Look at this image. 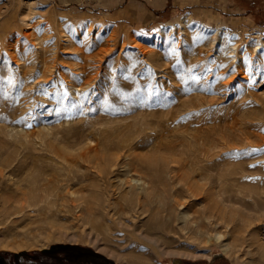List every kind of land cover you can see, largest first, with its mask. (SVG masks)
Returning a JSON list of instances; mask_svg holds the SVG:
<instances>
[{
	"label": "rangeland",
	"instance_id": "374dc122",
	"mask_svg": "<svg viewBox=\"0 0 264 264\" xmlns=\"http://www.w3.org/2000/svg\"><path fill=\"white\" fill-rule=\"evenodd\" d=\"M262 42L264 0H0V261L69 246L113 264H264ZM117 135H132L127 153L171 158L182 177L194 170V185L205 180L197 196L183 188L186 208L161 238L144 235L147 217L122 220L94 203L90 184L105 185L77 153Z\"/></svg>",
	"mask_w": 264,
	"mask_h": 264
},
{
	"label": "bare ground",
	"instance_id": "6f19581e",
	"mask_svg": "<svg viewBox=\"0 0 264 264\" xmlns=\"http://www.w3.org/2000/svg\"><path fill=\"white\" fill-rule=\"evenodd\" d=\"M210 30V29H209ZM209 30L207 29V28H205V30L204 31H207V32H209ZM225 35L224 34H221V35H217V37H216V40H218L217 41V43H216V45H217V49H218V53L221 55V50H222V47H223V44H224V41H225ZM259 47V46H258ZM262 48H264V42H262V46H260L259 48H256V51L259 49H262ZM230 54L228 55V56H232V57H234L235 56V54H236V46H233V47H231V49H230ZM144 94H147V96L149 95L148 94V92L147 93H144ZM145 96V95H144ZM158 96V95H157ZM141 97V96H140ZM138 97V99H141V98H143V97ZM135 98V97H134ZM157 98V97H156ZM155 98V99H156ZM160 98V97H159ZM135 99H137V98H135ZM135 99L133 100L132 99V101H134L135 102ZM142 100V99H141ZM141 100H139V101H141ZM146 100H149V99H147L146 98ZM138 101V100H137ZM155 101V100H154ZM157 101V100H156ZM133 102V103H134ZM144 102H146V101H144ZM158 102H160V101H158ZM134 104H136V103H134ZM141 104V103H140ZM146 104V103H145ZM149 104H151L150 103V101H149ZM158 104H160V103H158ZM139 105V104H138ZM137 105V106H138ZM143 105H144V103H143ZM146 106V105H145ZM147 106H150V105H148V103H147ZM146 106V107H147ZM173 106V105H172ZM133 107V106H132ZM151 107H153V106H151ZM161 107V106H160ZM123 108V107H122ZM133 108H136L135 106L133 107ZM173 108V107H172ZM172 108H170V109H172ZM179 108V107H178ZM178 108H177V110H178ZM138 109H140L139 108V106H138ZM174 109V108H173ZM145 110V109H144ZM143 110V111H144ZM181 110V109H180ZM101 111V110H100ZM130 111H132V110H130ZM134 111V110H133ZM175 112H176V110H174ZM181 111H183V110H181ZM181 111L179 112V113H181ZM142 112V111H141ZM174 112V113H175ZM184 112V111H183ZM149 113H150V111H149ZM189 113V112H188ZM146 114V113H145ZM184 114H185V112H184ZM148 115V114H147ZM150 115V114H149ZM152 115H157V113H153V111H152V113H151V115L150 116H152ZM132 116V115H131ZM135 116H137V115H135ZM141 116V115H140ZM178 116V114L175 116V117H177ZM180 116V115H179ZM178 116V117H179ZM149 117V116H148ZM188 117H190V114H188ZM135 118V117H134ZM143 118V117H142ZM146 118H147V116H146ZM145 118V119H146ZM149 118H151L152 119V117H149ZM184 118V117H183ZM108 119V118H107ZM111 119V118H110ZM127 119V118H126ZM129 119V118H128ZM131 119H133V118H131ZM141 119V118H140ZM148 119V118H147ZM146 119V120H147ZM154 119V118H153ZM157 119H158V116H157ZM165 119V118H164ZM168 119V118H167ZM136 120V119H135ZM134 120V121H135ZM182 120V119H181ZM122 121V120H121ZM136 121H138V120H136ZM100 122V121H99ZM106 122V121H105ZM116 122V121H115ZM133 122V121H132ZM181 122V121H180ZM207 122V121H206ZM137 123H140L139 121L137 122ZM200 123V122H199ZM120 124V123H119ZM129 124V123H128ZM203 124L204 123H202V125H201V127L203 126ZM103 125V124H102ZM107 125V124H106ZM130 125V124H129ZM149 125V124H148ZM147 124H146V126H148ZM97 126V125H96ZM99 126H101V125H99ZM99 126L97 127V129L99 128ZM107 126H109V124L107 125ZM139 126V125H138ZM137 126V127H138ZM198 126V125H197ZM196 126V127H197ZM76 127H78V126H76ZM91 127V126H90ZM92 127H94L95 128V126H92ZM111 127V126H110ZM121 127V126H120ZM149 127H150V125H149ZM175 127H177V126H175ZM204 127V126H203ZM71 128V127H70ZM70 128H68V129H70ZM73 128V127H72ZM80 128V127H79ZM106 128V127H105ZM113 128V127H112ZM117 128H118V126H117ZM125 128V126L123 127V129ZM128 128V127H127ZM135 128V127H134ZM154 128H155V126H154ZM63 129V128H62ZM129 129V128H128ZM128 129H126V130H128ZM131 129H133V128H131ZM143 129H145V128H143ZM177 129V128H176ZM183 129V128H182ZM184 129H186V128H184ZM192 129V128H191ZM190 129V130H191ZM195 129V128H194ZM194 129L192 130L193 132H194ZM200 129V128H199ZM202 129V128H201ZM64 130V129H63ZM73 130V129H72ZM72 130H71V132H72ZM82 130V129H81ZM116 131H117V129H115ZM134 131H135V129H133ZM139 130V129H138ZM159 130V129H158ZM171 130V129H170ZM175 130V129H174ZM69 131V130H68ZM74 131V130H73ZM76 131V130H75ZM78 131V130H77ZM76 131V132H77ZM99 131V130H98ZM102 131V130H101ZM121 131V130H120ZM152 131V130H151ZM155 131V130H154ZM179 130H177V132H178ZM182 131V130H181ZM186 131V130H185ZM184 131V132H185ZM187 131H188V128H187ZM191 131V132H192ZM198 131V130H197ZM205 131H206V129H205ZM70 132V133H71ZM75 132V133H76ZM95 132L96 131H94V134H93V132H92V134L94 135V137L96 136V134H95ZM124 132H125V130H124ZM128 132V131H127ZM133 132V131H132ZM180 132V131H179ZM190 132V133H191ZM200 132V131H199ZM203 132V131H202ZM64 133V132H63ZM69 133V134H70ZM102 133V132H101ZM118 133H120L119 132V130H118ZM126 133V132H125ZM137 133V132H136ZM139 133H140V130H139ZM138 133V134H139ZM146 134H147V132H145ZM144 133V134H145ZM151 132H149L148 134H150ZM162 133V132H161ZM176 133V132H175ZM174 133V134H175ZM204 133V132H203ZM206 133V132H205ZM117 134V133H116ZM145 134V135H146ZM154 134V133H153ZM153 134H152V136H153ZM165 134V133H164ZM170 134V133H169ZM182 134H183V132H182ZM187 134V133H186ZM193 134V133H192ZM194 134H196V131H195V133ZM200 134V133H199ZM207 134V133H206ZM73 135V134H72ZM75 135V134H74ZM143 135V134H142ZM142 135H140V136H142ZM176 135V134H175ZM177 135H179L178 133H177ZM198 135V134H197ZM204 135V134H203ZM209 135V134H208ZM66 136H68V135H66ZM151 136V137H152ZM170 136H173L174 137V135H172V134H170ZM180 136H182V135H180ZM114 137V136H113ZM113 137H111V140L110 139H108V140H110V141H108V143H105V145H103V146H105L104 147V150L103 149H101V144L100 143H98V141L97 142H92V143H90L89 144V142H88V145H83V146H85V147H81V151L79 152V153H77V160H80L81 159V161H83V163H85V161L84 160H86V161H88V162H90V163H92V165H93V163H94V167H95V170L97 169V171H98V177L100 178V180L102 181V184L103 185H105L104 186V188H100L101 186H99L98 184H96V182L95 183H92V184H90V185H92V187L94 188L93 189V194H94V198H93V200H94V203H95V205L103 212V214H111V212H113L112 214H111V216L113 215L114 217H119V219H122V220H124V218H126V217H130V218H132L133 219V222L135 223V221H136V218L137 217H141V218H146L147 217V219H146V221H145V225H143V227L144 228H146V229H144V235L146 236V237H152L154 234H160L159 235V237L161 238L162 237V234L163 233H160V231H164V230H166V228H168V227H170L171 226V222L172 221H174V220H176L175 219V214H176V211L179 209V208H181V207H184V208H186V204H187V200H182L181 198H180V196H182L181 194L183 193V188H186V190H187V192H188V194L190 195V196H197L198 195V193L196 192V190L197 189H199L200 187H201V183H203L205 180H202L203 182H201L199 185H197V184H193V183H196V182H193L192 180H194V177H192L190 174H192L193 173V171L194 170H191L192 171V173H190V171H189V173L190 174H187V173H184V174H186L185 176L183 175V177L181 176L182 174V171H181V173L180 174H178L177 172H174V169L173 168H176L177 170H178V166H177V164H175L174 162H176V163H178V164H181V161H183V160H180L179 161V159H181L180 157H184L185 156V152H183L182 151V153L183 154H181V155H183V156H178V158L176 159L175 158V156H174V160L175 161H173L172 163H174L175 164V166H173L172 164H169L168 162L170 161V159L168 160V162H167V158H166V160L165 159H162V160H165L167 163L164 165V166H162V163L160 162V160L161 159H159L160 158V156H159V154H161V153H159V152H157V150H155L156 148H154V150H153V154L155 153V152H157V154H158V156H159V158H158V160H157V158L155 157V156H153V157H155V158H153V157H151V154H150V156H149V154H147V153H145V152H143L144 153V155H143V153L142 154H132V153H130V151H129V153H127L126 152V148H128L129 149V145H130V141H132L133 140V137H132V135H126V136H122V135H117V136H115L114 138ZM167 137V136H166ZM165 136H164V138H166ZM178 137V136H177ZM184 137V136H183ZM183 137H181V139H184ZM192 137V136H191ZM190 137V138H191ZM64 138V137H63ZM66 138H68V137H65L64 139H66ZM91 138V137H90ZM106 138V137H105ZM137 138V137H136ZM158 138V137H157ZM180 137H178L177 139H179ZM187 138V137H186ZM193 138H196L195 136L193 137ZM201 138V137H200ZM204 138V137H203ZM208 138V137H207ZM63 139V140H64ZM74 139V138H73ZM96 139V138H95ZM97 139H98V137H97ZM96 139V140H97ZM135 139V138H134ZM153 139V138H152ZM154 139H156L155 137H154ZM161 139V138H160ZM167 139H169V140H171L170 138H169V135H168V137H167ZM176 139V136H175V140H177ZM60 140H61V138H60ZM95 140V141H96ZM136 140V139H135ZM164 140V139H163ZM180 140V139H179ZM192 140V139H191ZM136 141H138V138H137V140ZM154 141V140H153ZM159 140L157 139V143H159L158 142ZM165 141V140H164ZM173 141H174V139H173ZM195 141V140H194ZM71 142H72V140H71ZM76 142V141H75ZM80 142V141H79ZM87 142V141H86ZM104 142V141H103ZM107 142V141H106ZM150 142V141H149ZM149 142H147V144L149 143ZM162 142V141H161ZM198 142V141H197ZM204 142V141H203ZM132 143V142H131ZM135 143V142H134ZM157 143H155V144H157ZM165 143H168V142H166L165 141ZM170 143V142H169ZM81 145H82V142L80 143ZM80 144H77V145H80ZM146 144V143H145ZM146 144V145H147ZM177 145H178V143H176ZM175 144V145H176ZM185 144V143H184ZM187 144V143H186ZM133 145V144H132ZM149 145V144H148ZM147 145V146H148ZM180 146H181V143L179 144ZM179 145H178V148H179ZM195 145V144H194ZM194 145H193V148H194ZM200 144H198V145H196V148H198L197 146H199ZM66 146L67 145H64V147L66 148ZM108 146V147H107ZM111 146H114L113 148L111 147ZM151 146V145H150ZM170 146V145H169ZM186 146V145H185ZM204 146V145H203ZM106 147H107V149H106ZM152 147V146H151ZM153 147H155V145H153ZM160 147H162V145L160 146ZM177 147V146H176ZM184 147V146H183ZM54 148V147H53ZM58 148V147H57ZM56 148V149H57ZM65 148L64 149H62L61 150V148H60V150L61 151H64L65 150ZM67 148H69L68 150L70 151L71 150V148H70V145L67 147ZM67 148H66V150H67ZM73 148V147H72ZM109 148V149H108ZM149 148V147H148ZM163 148V147H162ZM192 148V149H193ZM195 148V149H196ZM74 149H75V147H74ZM177 149V148H176ZM182 149V148H181ZM181 149H179L180 151H181ZM184 149V148H183ZM194 149V150H195ZM102 150V151H101ZM187 150V149H186ZM185 150V151H186ZM193 150V151H194ZM57 151V150H56ZM55 151V152H56ZM69 151H67V153H63L64 155L63 156H65L64 157V161L67 163V164H69L70 166H71V168L73 167L72 166V164H73V162H76L77 163V160L73 157L74 155H73V153L72 152H70V154H69ZM72 151V150H71ZM74 152H76L75 150H73ZM78 151V150H77ZM125 151V152H124ZM159 151V150H158ZM168 151V150H167ZM166 151V152H167ZM172 151H174V150H172ZM176 151V150H175ZM179 151V152H180ZM133 152V151H132ZM163 152H165V151H162V155L164 154L165 155V153H163ZM171 152V151H170ZM169 152V153H170ZM189 152V151H188ZM191 152V151H190ZM57 153H60L59 152V149H58V151H57ZM57 153H55V154H57ZM124 153V154H123ZM134 153H135V151H134ZM187 153V152H186ZM192 153V152H191ZM62 154V153H61ZM72 154V155H71ZM147 154V155H146ZM156 154V153H155ZM167 154H168V152H167ZM171 154H173V152H171ZM170 154V155H171ZM177 154H180V153H178L177 152ZM197 154H198V152H197ZM58 155V154H57ZM60 155V154H59ZM58 155V156H59ZM125 156V159L127 160L125 163H121L122 164V166L120 165V159H121V157L122 156ZM162 155H161V157H162ZM174 155H176V154H174ZM187 155V154H186ZM192 155V154H191ZM195 155V154H194ZM63 156H59L60 157V159H62L61 157H63ZM123 156V157H124ZM133 156V157H132ZM157 156V155H156ZM166 157H168L167 155H165ZM196 156V155H195ZM170 157H172V155L170 156ZM207 157V156H206ZM165 158V157H164ZM173 158V157H172ZM186 158H188V156L186 157ZM185 158V159H186ZM194 158V157H193ZM187 160V159H186ZM202 160V159H201ZM122 161H125V160H123L122 159ZM121 161V162H122ZM172 161V160H171ZM188 161V160H187ZM189 161H190V159H189ZM188 161V162H189ZM203 161V160H202ZM186 162V161H185ZM194 162V161H193ZM196 162H197V160H196ZM201 162V161H200ZM61 163H62V161H61ZM79 163V162H78ZM82 163V164H83ZM164 163V162H163ZM183 164H187V162L186 163H184V162H182ZM198 164V163H197ZM63 165V164H62ZM77 165V164H76ZM84 165V164H83ZM87 165V164H86ZM92 165H91V167H92ZM182 165V164H181ZM180 165V166H181ZM198 165H200V164H198ZM203 165H205L206 166V164H203ZM64 166H65V164H64ZM68 166V165H67ZM79 166H80V164H79ZM123 167V168H125V169H123V172H124V170H125V172L123 173V176H124V178H123V183H124V185H122L123 183L120 181V183H122V184H120L119 185V183H118V185H116V186H114L115 184H113L114 182H112L111 180H108L110 177H112L113 175L112 174H114V172H115V170L118 168V167ZM183 166V165H182ZM186 166V165H185ZM204 166V167H205ZM89 167V166H88ZM94 167H92V168H94ZM192 167V166H191ZM203 167V168H204ZM63 168V167H62ZM185 168V167H184ZM65 169V168H64ZM74 169V168H73ZM75 169H76V167H75ZM87 169V168H86ZM89 169H90V167H89ZM181 170H182V168H180ZM195 169V168H194ZM205 169V168H204ZM207 169V168H206ZM205 169V170H206ZM70 172H71V170H69ZM73 171V170H72ZM176 171V170H175ZM201 172L203 171L204 172V170H200ZM206 171H208V170H206ZM57 172V171H56ZM55 172V173H56ZM65 173H67L66 172V170L64 171ZM76 172V171H75ZM74 172V173H75ZM87 172V171H86ZM95 172V171H94ZM93 172V176L96 174V173H94ZM122 172V171H121ZM120 172V173H121ZM185 172H186V170H185ZM196 172V171H195ZM77 173V172H76ZM75 173V174H76ZM79 173H82V171L80 172L79 171ZM90 172H88V174H89ZM116 173V172H115ZM58 174V173H57ZM83 174H84V172H83ZM119 174V173H118ZM118 174H116V177H117V175ZM168 175V174H170V177H171V179H173L174 181H176L177 183H178V185H176V183H174V186H172L170 189L169 188H167L168 187V184L166 185H161L160 183L162 182V180H163V176L164 175ZM196 174V173H195ZM198 174H199V172H198ZM201 174V173H200ZM59 175H61L62 176V174H59ZM69 175V174H68ZM97 175V174H96ZM111 175V176H110ZM193 175V174H192ZM60 176V177H61ZM66 176V175H65ZM70 177H71V175H69ZM79 176V175H78ZM87 176H89V175H87ZM119 176L120 175H118V179H119ZM196 176H198V175H196ZM56 177H58V178H60L59 176H57L56 175ZM63 178H65L64 176H62ZM73 177V176H72ZM84 177H85V175H84ZM95 177V176H94ZM97 177V178H98ZM199 177V176H198ZM54 178V177H53ZM88 178V177H87ZM96 178V177H95ZM94 178V179H95ZM166 178H168V177H166ZM207 178V177H206ZM210 178V177H209ZM50 179H51V177H50ZM69 179V178H68ZM86 178H84V180H85ZM91 179V178H90ZM92 179H93V177H92ZM93 179V180H94ZM113 179V178H112ZM196 179V178H195ZM201 179V178H200ZM64 180H66V178L64 179ZM77 180V179H76ZM87 180V179H86ZM99 179H98V183H99V181H100ZM173 180H171L172 182H173ZM197 180V179H196ZM212 180V179H211ZM35 181V180H34ZM48 181V180H47ZM70 181V180H69ZM92 181V180H91ZM96 181H97V179H96ZM111 181V182H110ZM116 181V180H115ZM166 181H167V179H166ZM169 181V180H168ZM210 181V180H209ZM209 181H208V184H209ZM36 182V181H35ZM37 182H38V180H37ZM76 182V181H75ZM191 182H193V183H191ZM207 182V181H206ZM31 184H32V182H30ZM46 183V182H45ZM58 183V182H57ZM70 183V182H69ZM72 183V182H71ZM70 183V184H71ZM163 183V182H162ZM169 183V182H168ZM181 183H184L183 185L181 184ZM211 183V182H210ZM30 184V185H31ZM50 184V183H49ZM67 184V183H66ZM69 184V185H70ZM77 184V183H76ZM84 184H86V183H84ZM205 184V183H204ZM35 185V184H34ZM68 185V184H67ZM80 185V184H79ZM82 185H83V181H82ZM173 185V184H172ZM180 185V186H179ZM203 185V184H202ZM114 186V187H113ZM206 186H208V185H206ZM227 186V185H226ZM20 187V186H19ZM91 187V188H92ZM180 187H182V188H180ZM196 187V190L194 189ZM202 187H205V186H202ZM210 188V187H209ZM222 188V187H221ZM222 189H224V188H222ZM23 190V189H22ZM202 190V189H201ZM205 190V189H204ZM204 190H203V193H206V192H204ZM31 192V191H30ZM185 192V191H184ZM187 192H186V194H187ZM199 192V191H198ZM24 193H26V191H24ZM200 194H202V192L200 193ZM184 195V194H183ZM5 198V197H4ZM1 200H3L2 199V197L0 198ZM6 199V198H5ZM84 199V197L82 198V200ZM4 201V200H3ZM189 201V200H188ZM212 204H214V202L212 203ZM217 205H218V203H217ZM222 207V206H221ZM217 208V207H216ZM218 208H219V205H218ZM225 209V208H224ZM215 208L213 209V212H211V213H217V211L215 212ZM223 210H221V212H222ZM225 211V210H224ZM219 214H220V211H219ZM218 214V215H219ZM116 215V216H115ZM113 218V217H112ZM115 220H117V218L115 219ZM118 221V220H117ZM119 222H121V221H119ZM123 222V221H122ZM124 222H128V221H124ZM144 222V221H143ZM143 222H142V224H143ZM120 224V223H119ZM123 224V223H122ZM126 224V223H125ZM124 224V225H125ZM128 224H129V222H128ZM127 224V225H128ZM175 224H173V226H174ZM132 227V226H131ZM133 227H137V226H134V224H133ZM140 227H142V226H139V228ZM142 230V229H141ZM165 232V231H164ZM147 239H150V238H147ZM157 241V240H156ZM162 241V240H161ZM151 242V241H150ZM153 242V241H152ZM229 247V245H227L226 246V248H228ZM227 250V249H226ZM228 251V250H227Z\"/></svg>",
	"mask_w": 264,
	"mask_h": 264
},
{
	"label": "flooded vegetation",
	"instance_id": "af4514ba",
	"mask_svg": "<svg viewBox=\"0 0 264 264\" xmlns=\"http://www.w3.org/2000/svg\"><path fill=\"white\" fill-rule=\"evenodd\" d=\"M48 257L51 260L52 264H54V262L57 263L58 258L62 261L59 264H77L80 262H85L88 264H113L93 252L84 251L82 249L74 247H58L55 250L50 251ZM213 264L224 263L216 261Z\"/></svg>",
	"mask_w": 264,
	"mask_h": 264
},
{
	"label": "trees",
	"instance_id": "16d2710c",
	"mask_svg": "<svg viewBox=\"0 0 264 264\" xmlns=\"http://www.w3.org/2000/svg\"><path fill=\"white\" fill-rule=\"evenodd\" d=\"M62 247H69V246H62ZM74 248H76V247H74ZM82 250H84V251H90L88 249H82ZM50 251L42 252L41 254H39L36 257L34 255H32L31 257L30 256H27L26 259H28L29 261H26V259L23 258L24 256H18L17 255L16 256V262L15 263L7 260L5 263H3V261H0L1 262L0 264H34V263H36V261H38L39 264H43V262H49L50 263L51 260L48 257V254L50 253ZM32 258H34V259L32 260ZM105 260L108 261L107 259H105ZM108 262H110V261H108ZM110 263H112V262H110Z\"/></svg>",
	"mask_w": 264,
	"mask_h": 264
}]
</instances>
